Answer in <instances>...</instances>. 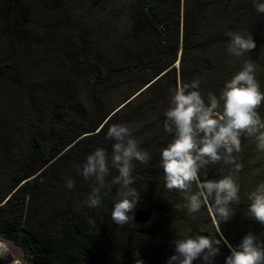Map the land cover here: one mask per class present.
<instances>
[{
	"label": "trees",
	"instance_id": "obj_1",
	"mask_svg": "<svg viewBox=\"0 0 264 264\" xmlns=\"http://www.w3.org/2000/svg\"><path fill=\"white\" fill-rule=\"evenodd\" d=\"M230 31L257 47L230 55ZM245 61L264 92V14L253 0H0V238L31 264H166L175 240L199 235L221 240L213 264H225L247 233L264 240L248 212V194L264 183L254 137L242 134L233 152L240 171L223 159L199 168L201 180L231 174L240 186L234 215L219 225L211 201L189 214L160 165L177 85L198 79L207 103ZM257 111L264 119V103ZM113 124L128 125L151 156L133 162L139 203L124 225L111 217L118 172L110 169L96 208L86 203L95 179L78 173L97 148L111 160ZM197 191L193 183L186 195ZM141 212L147 220L136 219Z\"/></svg>",
	"mask_w": 264,
	"mask_h": 264
},
{
	"label": "clouds",
	"instance_id": "obj_2",
	"mask_svg": "<svg viewBox=\"0 0 264 264\" xmlns=\"http://www.w3.org/2000/svg\"><path fill=\"white\" fill-rule=\"evenodd\" d=\"M253 3L255 10L264 14V2L253 0ZM227 35L231 37L227 51L232 56L240 57L257 47L252 35L231 31ZM199 85L200 81L193 79L190 83L178 84L174 90L172 106L166 110L167 119L164 122V130L174 133V136L161 150L160 165L164 171L165 188L185 194L184 207L189 214L199 212L211 201L210 211L214 223L219 225L234 215L230 206L239 202L240 186L231 174L218 180H201L199 168L201 164L216 163L223 159L225 163L234 165V171H240L242 165L236 163L233 152L242 150V134L254 137L257 150L264 151V119L257 111L264 103V92L256 79V66L252 61H245L241 70L225 82L219 97L209 92L207 103ZM107 139L115 141L112 144L111 160L106 149L97 148L87 156L82 171L78 169V173L85 180L95 179L86 200L89 207L96 208L102 204L101 190L104 187L120 186L111 217L114 223L124 225L134 219L130 213H135L139 203V194L131 187L134 182L133 162L147 163L151 156L148 151L140 148L126 124L111 125ZM221 149L224 150L223 156ZM110 169H115L118 175L108 185L106 177L110 175ZM193 183L198 191L188 196L186 193ZM65 187L72 189L74 181L69 179ZM248 199L251 201L248 208L250 217L264 225V183L256 191L250 192ZM220 243V239L204 235L178 238L174 241L175 254L166 264H194L197 260H202L203 264H213L220 252ZM229 248L231 254L226 257L225 264H264V240L253 232L247 233L238 246L229 245ZM9 252V243L0 238V256ZM12 264L23 262L14 257ZM136 264L144 262L136 259Z\"/></svg>",
	"mask_w": 264,
	"mask_h": 264
},
{
	"label": "water",
	"instance_id": "obj_3",
	"mask_svg": "<svg viewBox=\"0 0 264 264\" xmlns=\"http://www.w3.org/2000/svg\"><path fill=\"white\" fill-rule=\"evenodd\" d=\"M139 214V213H138ZM139 217L136 218L138 221H145L148 218V215L146 213L141 212L139 215ZM10 246V252L9 254H5L0 256V264H12V260L13 258H17V253L15 252V250Z\"/></svg>",
	"mask_w": 264,
	"mask_h": 264
},
{
	"label": "rangeland",
	"instance_id": "obj_4",
	"mask_svg": "<svg viewBox=\"0 0 264 264\" xmlns=\"http://www.w3.org/2000/svg\"><path fill=\"white\" fill-rule=\"evenodd\" d=\"M12 247V246H11ZM13 248V247H12ZM14 250H15V252L17 253V258H19V259H21L22 260V262H23V264H31V262H29V261H27V260H25L24 258H23V255H22V252L20 251V249H15V248H13ZM20 251V252H19Z\"/></svg>",
	"mask_w": 264,
	"mask_h": 264
}]
</instances>
